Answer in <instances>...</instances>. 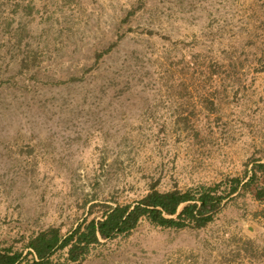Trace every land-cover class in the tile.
<instances>
[{
  "label": "rangeland",
  "instance_id": "rangeland-1",
  "mask_svg": "<svg viewBox=\"0 0 264 264\" xmlns=\"http://www.w3.org/2000/svg\"><path fill=\"white\" fill-rule=\"evenodd\" d=\"M139 1L0 0V246L239 176L204 227L145 221L59 261L264 264V0H147L124 22ZM212 62L238 72L208 80Z\"/></svg>",
  "mask_w": 264,
  "mask_h": 264
},
{
  "label": "trees",
  "instance_id": "trees-1",
  "mask_svg": "<svg viewBox=\"0 0 264 264\" xmlns=\"http://www.w3.org/2000/svg\"><path fill=\"white\" fill-rule=\"evenodd\" d=\"M35 2L34 7L44 5L40 0ZM139 3V7L128 12L124 22H129L146 5L147 0H140ZM117 44L114 42L96 50L97 62L111 53ZM193 61L190 65L197 69V61ZM210 68V72L203 73L208 80L218 76L225 82L226 73L233 77L238 72L235 66L224 70L220 62H212ZM207 73L210 74L207 76ZM199 96L203 97L201 101L207 107L216 109L215 99L204 97L200 92ZM244 185L239 176H231L212 185L200 183L186 190L175 188L163 191L154 185L146 195L133 203H118L116 206L93 203L88 215L67 231L61 225H51L28 236L21 246H0V264H60L59 259L63 256L71 262H81L94 248L102 245L103 240L130 234L145 221L161 228L204 227L222 210L223 203L232 199ZM97 209H100L97 212L101 213L100 218L93 216Z\"/></svg>",
  "mask_w": 264,
  "mask_h": 264
}]
</instances>
